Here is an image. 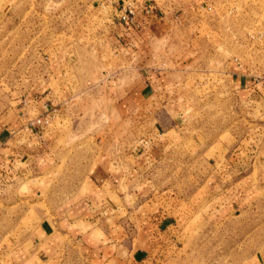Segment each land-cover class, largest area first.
Wrapping results in <instances>:
<instances>
[{
  "label": "rangeland",
  "instance_id": "1",
  "mask_svg": "<svg viewBox=\"0 0 264 264\" xmlns=\"http://www.w3.org/2000/svg\"><path fill=\"white\" fill-rule=\"evenodd\" d=\"M145 3L153 7L149 19L166 28L146 32L144 19L123 24L112 0H0V115L29 122L40 114V97L56 101L54 142L44 128L26 125L8 142L27 145L53 173L36 187L0 182V247L13 245L31 213H50L73 194L101 154L121 170L148 165L140 173L148 191L169 189L180 200L204 184L194 198L205 200L208 182L233 185L237 195L248 185V210L216 225L195 219L176 251L183 264L264 258V171L254 169L245 185L238 180L246 170L224 174L225 157L258 148L264 134V0H136L137 10ZM145 80L157 87L147 109L135 89ZM169 121L201 140L151 162L145 156Z\"/></svg>",
  "mask_w": 264,
  "mask_h": 264
},
{
  "label": "crops",
  "instance_id": "2",
  "mask_svg": "<svg viewBox=\"0 0 264 264\" xmlns=\"http://www.w3.org/2000/svg\"><path fill=\"white\" fill-rule=\"evenodd\" d=\"M143 1L140 0V5ZM147 9L153 13L149 14ZM152 9L145 3L142 9L137 10L136 20L139 23L144 19L146 32L166 28L164 23H154L149 19L154 16ZM237 80L243 84L242 77H237ZM156 88L150 80L135 86L142 98L139 102L141 107L147 109L145 103ZM38 106L39 115H47L55 109L56 101L40 97ZM171 107L182 114L183 104L176 102ZM27 123L21 115L11 119L5 113L0 115V182L22 180L36 187V181L42 183L45 176L53 173L52 168L41 165L40 156L38 159L35 153L25 152L27 145L15 149L8 144L12 134ZM53 123L37 128H44L51 135ZM162 125L164 127L152 143L153 150L145 156L151 162L164 158L177 144L182 143L188 150H193L201 140L195 135H182L171 121ZM54 140L53 134L49 144ZM47 154L52 153L49 151ZM97 158L95 164L91 163L86 168L73 194L63 199L50 213L40 210L27 216V225L17 232L12 246L10 241L1 243L0 264H76V260L81 264H183L176 248L180 249L186 243L190 232L186 230L192 222L194 230L195 219L198 222L207 220L213 225L227 222L248 210L253 202L244 194L248 185L243 186L245 190L237 195L233 192V185H225L222 189L218 183L211 186L208 182L205 200L194 198L206 187L205 184L187 200L177 199L169 189L149 192L140 175L148 165L136 164L121 170L106 156L98 154ZM232 167L246 170L247 174L238 180L244 185L248 184V177L254 169L264 171V134L258 148L239 147L225 157L224 174ZM218 189L223 190L220 200L217 199ZM36 193L38 196L41 194L40 191ZM25 219L23 216L21 220ZM252 258H245L238 264H264V258Z\"/></svg>",
  "mask_w": 264,
  "mask_h": 264
},
{
  "label": "built area",
  "instance_id": "3",
  "mask_svg": "<svg viewBox=\"0 0 264 264\" xmlns=\"http://www.w3.org/2000/svg\"><path fill=\"white\" fill-rule=\"evenodd\" d=\"M112 3H120L118 7V18L123 24H128L131 26H138V22L136 20V14H137V7H136V0H126L124 3L120 1H113ZM150 10L147 9L146 12H149ZM53 116L50 114L47 115H38L35 118L29 120V122L26 124V129L33 132V130L40 125H46L50 123V120Z\"/></svg>",
  "mask_w": 264,
  "mask_h": 264
}]
</instances>
